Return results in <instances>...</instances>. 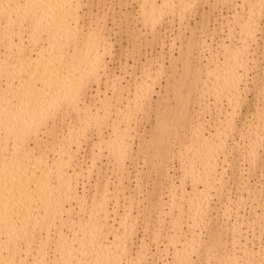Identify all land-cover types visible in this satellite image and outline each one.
<instances>
[{
	"label": "bare ground",
	"instance_id": "1",
	"mask_svg": "<svg viewBox=\"0 0 264 264\" xmlns=\"http://www.w3.org/2000/svg\"><path fill=\"white\" fill-rule=\"evenodd\" d=\"M140 1L142 3L138 10L140 16L138 20L144 27L150 28L151 32L162 24L166 15H173L174 11L177 12L179 9L173 0H165L160 6L155 0ZM178 1L181 3V11L178 15L182 19L185 18L184 15L190 9L193 0H189V3L187 0ZM227 1L223 0V4L224 2L227 4ZM229 3L235 14L232 13L230 22L227 20L229 26L226 36L220 37L218 48L211 57L205 56L206 61L196 65L190 57L194 46L198 48L193 40H189L188 52L181 53L183 73L178 82L175 79L170 80L171 84L167 82L178 106L172 108L165 106L166 112L162 114V119H157L155 125L156 139H152L151 142L148 141L149 139L146 140L150 149L156 147L155 150H150L155 155H165V159L158 163L162 176L173 178V172L172 175L170 173L175 168L173 164L170 166L168 161L173 162L177 159L181 164L179 181H171L172 184L170 182L169 186V181L166 180L167 183L163 185L165 190L168 184L169 190L166 189L170 198L168 203H163L164 192L160 194L153 192L156 195L153 193L149 195V201L153 206L157 203V199L163 203L161 208L163 217H174L176 214L175 218H181V223L176 220L173 228L167 230L165 234L162 231L154 233L153 238L161 239L164 235L170 245L158 249V256L167 255L166 257L164 255L166 261L161 262L162 264H194L196 261L193 260V256L195 254L199 256L204 248L207 249V255L202 253V256L205 255L208 259L210 251L219 250V252L215 251L217 255L213 257L216 264H240L241 260L245 264H264L263 236L260 243L261 235L257 239L256 232L252 229L256 225L264 224L263 203L259 205L261 212L255 209L258 205L251 207L254 209V219L247 223L231 220L233 213L239 214L238 206L237 211L231 207L229 203L231 198L228 199L229 202H225L227 206L222 203L220 206L218 201V206L226 207L220 222H214L209 216V213L217 208V205L212 206L217 203L213 202V197L215 199L220 197L222 201L228 179L231 180L226 170L230 166L232 157L227 163L223 152L228 147V139H234L236 134L240 137L239 140L234 141L233 146V149L239 153L237 157H241L238 158L241 159L239 166L233 165L232 171L235 173H232L235 177L238 174L244 175L245 171L246 174L249 173L248 171L253 173L259 163L261 168L264 167V69L262 75L259 74L260 79L257 76L253 79L258 81H252L253 88L259 93L256 96L257 100L254 99L257 102L255 114L248 121L246 118L247 122L242 124L243 128L236 123V118L241 113L240 108H243L244 103L246 104L247 94L255 90L250 88L252 86H249L247 77L249 71L253 69H250L253 67L252 63L256 61V51L259 50L254 47L258 46L260 29L257 19L263 14L264 0H230ZM82 4L80 0H0V264H47V262L48 264H145L148 259L146 254L149 244L134 247L137 250L132 248L135 242L132 239L137 227L134 223L138 221L135 222L131 217L134 199L128 201V204L130 203L128 207L123 206L128 211L123 210L124 214H120V216L125 215L123 219L121 217L122 220L119 219L120 224L116 219L115 222L113 221V224L118 223L121 231L115 229L118 226L112 227L113 225L110 224V220H113L110 219L112 214L120 218L117 209L120 203L118 199L119 201L121 199L119 195H114V192L111 194L109 186L112 178L102 177L101 166L106 162L103 165V160H100L103 157H98L99 161L96 155L101 151L104 154L102 155L107 157L106 161L109 159L106 166L110 163L112 168L113 166L116 168V171L112 170L114 173H111L115 174V177L119 174L116 178L117 190L120 195L122 193V196H125L123 181L127 171L126 160L133 148L129 135L131 132H136L132 130L133 125L131 126L130 122L132 123L135 112L141 113L146 110L145 106H148L147 102L149 103L148 100L155 90L154 84H157L153 81L156 82L163 74L156 70L158 73L153 75L155 73L153 71L152 81L148 77L153 85L148 84L149 82L145 81L147 79H142L143 83H139L140 85L137 83L138 87L134 88V86V92H131L133 91L130 90L131 80L130 83L128 79L125 80L126 83L124 82L127 74L124 72V78L119 75L122 74V70L127 72L126 64L122 63V66L123 64L125 66L119 74H116L105 62V56H109L111 51L108 43L110 30L107 20L90 19L84 23V20H80L82 16L79 11ZM223 26L226 29V25ZM201 49L204 50V47ZM135 52H131L132 56L130 54L129 56L134 58ZM126 56L129 58L128 55ZM127 57L125 58L128 61ZM159 66L162 68V65L158 64ZM145 71V74L142 73L146 76ZM145 76L144 78H147ZM133 78L132 80L135 81L138 77ZM181 86L187 87L188 90L182 92ZM192 93L197 95L196 112H192L190 101ZM247 110H245L248 112L246 117L250 114L249 108ZM212 111L217 114L215 121L210 123L206 120L205 114H210ZM159 112L162 111L158 109L157 115L160 116ZM69 113L75 115L78 122L73 125L74 128H69L70 133L82 136L76 148L70 144L72 135L71 138L66 136L67 134L59 131L61 129L58 130L55 124L58 117ZM134 121L133 124L137 120ZM174 121L180 122V129L177 130ZM50 122L53 124L51 125ZM91 135L95 136L96 140L95 143H90L88 148L92 154L91 162H86L84 155H80L82 151H80L82 148L80 141L88 139ZM140 138L144 137L140 134ZM179 139H182L181 141L184 139V148L182 146L183 149H178L180 150L178 154H173L177 151H173L174 142L176 143L177 140V144L178 142L180 144ZM143 141H140L141 145ZM140 147L137 148L138 153L134 155L142 153V156L143 152L149 149L145 146L146 149L142 151L144 149L142 146L139 154ZM226 150L232 151L231 146ZM148 153L146 155H149ZM234 153L236 154V152L229 154L235 157ZM132 154L129 160L133 158ZM138 155L135 156L136 159ZM221 156L226 161L221 162L223 160ZM147 158L145 156V160ZM220 163H225L228 167L224 168ZM235 163L237 164L236 161ZM220 165L223 166V171L219 170ZM245 165L248 171L244 169ZM259 173H262L260 176L264 180V169ZM249 176L251 174L246 178ZM92 178L95 180L94 192L88 197V193L82 190L85 187L84 182L88 180L89 184ZM246 178L243 177L241 181ZM82 179L87 180L82 184L80 182ZM162 179L164 182V177ZM80 184L84 185L82 189L79 188ZM162 184L160 182V187ZM259 188L264 193L263 183ZM178 189L182 190L181 196L177 194ZM259 190L255 192H260ZM113 199L115 206L111 209L109 203ZM127 200L124 199L126 203ZM141 213L135 214L134 217L139 218L137 215H142ZM211 219L212 223H215L214 227L212 223L210 224ZM243 225L253 230L252 238L248 234L244 236ZM65 227L71 230L69 233L71 236H66L63 231ZM210 227L212 231L207 234L210 233L208 238L211 243H207L208 240L203 241L204 238H201V233L202 230ZM196 232L199 235L194 237ZM223 232L228 234L227 240L224 237L226 241L223 239ZM255 238L259 240L257 247L253 245ZM156 240L155 243L159 241ZM249 241L252 247L249 246ZM50 249H53L52 258L48 253ZM132 251H136L135 257ZM155 254L157 247L153 259L157 256H154ZM168 255H171L170 262L167 261Z\"/></svg>",
	"mask_w": 264,
	"mask_h": 264
},
{
	"label": "rangeland",
	"instance_id": "2",
	"mask_svg": "<svg viewBox=\"0 0 264 264\" xmlns=\"http://www.w3.org/2000/svg\"><path fill=\"white\" fill-rule=\"evenodd\" d=\"M80 1H81V3L83 2L82 8L79 10L80 11V15L82 16L80 20H84V23H87L88 22L87 20H90V19L91 20H98V19L99 20H102V19L103 20H107V24H109L108 27H109V30H110L109 31V35L110 36H108L110 38L108 39V43L110 44L111 47L109 46V44H108V46L111 48V51L110 50L109 51L112 52V54L109 52L110 55L109 56L108 55L105 56V59H106L105 62L108 64L110 70H112V72H114L116 74H119L120 71L122 70V67L125 66L124 64H126L127 72H126V70H122L121 71L122 74H119V75H122L123 78L126 76L125 77L126 79H124L125 83L128 80H129L128 82L130 83V80H131V83H130L131 88H130V90H133L131 92H134V89H133L134 86H135L134 88L138 87V86H136L137 83H138V85H140L139 83H143L142 79H144V80L147 79L145 81L147 83L149 82L148 84H151L152 77H154L153 76L154 74H157L159 71L161 72V74H163V75H160L161 78L157 79L156 82L153 81L154 83H157V84H154V83L151 84V85L154 84V89L155 90H154V93L151 95L152 97L150 98V100H148L149 103L147 102L148 106H149V104H151L150 107L145 106V108H146V110L144 109L145 113L143 112L144 110L141 113L140 112L139 113L135 112V114L133 115V118H132V123L130 122L131 126L133 125L132 126V130L133 131L136 130V132H131L130 131L131 133L129 135V141L131 140L130 142H132V143H130V144H131V147H133L132 151H131L133 154L130 153V155L132 154L133 158H131L130 160H131V162L133 161V163L130 162V160H129V158H130L129 156L130 155H128L127 156L128 160H126V167H127L126 169H127V171H126L125 179L123 181V183L125 185V190H124L125 191V196H122V193L120 195V193H118V190H117L118 186H116V185H118V181H117L116 178L119 177L118 176L119 174H117L115 172L117 174L116 177H115V174H112V173H114V171H116L115 170L116 168L114 166L112 168L110 163H109L110 167L106 166V164H108L107 161H109V159H107V161H106L107 157L105 158L103 156L104 154L100 150H98V152L100 151V153L96 155L97 159H98V157H103V158H100V160L101 159L103 160V161L101 160L103 165L106 162L104 166H106L107 168L104 167V166H101V163L99 162L100 161L99 159H98L99 160L98 162L96 160L97 164L98 165L100 164L99 166H101V168L104 170V171L102 170V177H104V178H106V177L108 178L109 177V179L112 178L110 180L111 182L115 181L113 183L110 182L109 189H110L111 194H113V192H114V195L115 194L119 195L120 199H121L120 201L118 199V202H120V203H118L119 207L117 209L120 218H118V215H116L117 216V218H116L115 214H112L110 219H113V220H110V224L113 225L112 227H117L118 226V223L117 224H113L115 222V219H116V222H118L119 219H121V217L123 219V217L125 216V215L122 216L124 214V211H126V212L128 211V209L126 208V210H125V208H123V206L124 207H128L127 205H130V203L128 204V201H130L131 199H134V204H136V205L133 204V207H132L133 210L131 209V211H132L131 213L133 215H131V217L133 219H135L134 220L135 222H136V220H138V221L136 223L133 222L135 224V227L137 225V227H136L137 229L135 228L136 232L134 233V236H133V239H132L133 241H135V242H133L135 245L133 244L132 248H134V247L138 248L140 245L142 246L143 244L146 245L145 243L149 244V245H147V247L149 248V249H147V254L148 255L146 254L148 259H147V262L145 261L146 262L145 264H147V263L148 264H160L161 262L163 263L164 261H166L165 257L167 255L164 254L165 257H164V255L158 256V254H159L158 253V249H164L165 246L167 247V246H170V245H169V242L167 241V239L164 237V235L161 237V239H157L159 241L156 242V243L154 242V240H156V239L153 238V237H154V233L156 231H162L165 234L167 232V230L169 231V230H171L173 228L174 222H176V220H178V222H180L181 218L180 219L177 218V217L175 218L176 214H174V217H172V216H164L163 217L164 213H163V211H161V208H162V204L163 203L166 204L167 201L168 202L170 201L169 193L167 191L169 189H167L168 188L167 185L169 184V186H170L173 181L174 182H178L179 181V177L181 178V174H180L181 173V171H180L181 170L180 169L181 164H180V162L177 159L173 160V162L170 160L171 163H170V161L167 160L169 162L170 166L173 164L172 166H174V168L176 169L177 172L174 173L175 169H174V171L172 169V171L170 173V175H172V172H173L174 176L172 175V177H173V178L171 177L172 179L167 178L166 176H162L160 174V171H159V164L158 163L165 159V155H162V154L161 155H155V153L153 151H150V150H152V149H154L156 147L150 149V146H148L147 144L149 142H151L152 139H156V132H155L156 126L155 125H156V123H157V121L159 119H162L161 118L163 116L162 114L164 112H166L164 110L165 106H171V108L178 106V102H177L176 98L173 95L171 87L167 85V82H170V84H171L172 83L171 81H173V79H175L178 82V80L180 79V77H181V75L183 73V70H184L182 68V66H183L182 62L183 61L180 60L182 58V57H180L181 53L182 52L183 53L184 52H188V43L193 40L195 45L198 46L199 49L194 46V49L192 50V55L190 57L192 58V60L195 62L196 65H199L201 62L204 63L206 61L205 58L206 57L207 58L211 57V55L218 48V43L221 40L220 37L221 36L222 37L226 36V32L228 31L227 29H228V26H229L228 23L232 20V17H233V15L235 13H233L234 10L230 6V3H231V2L229 3L230 0L227 1L229 4L228 3L225 4V2L223 4V0H217V1L216 0H193V2L191 1V3H192V5L194 4V6L190 5V7H189L190 9L187 10L186 14L184 15L185 18H182L183 19L182 20L179 17L180 15H178V13H180V11H181V9H180L181 8V6H180L181 3H179L178 0H173L175 2L176 7L178 6L177 8H179V9H177V12L174 11L173 15L170 14L169 16H167V15H166V17L164 16L165 17L164 21L162 20L163 21V22H161L162 24H160V25H158L156 27L155 30H157V31L154 30L155 31V32L153 31L155 33L154 34L153 32H151L152 30H150V28L144 27L142 22L140 20H138V19H140L139 18L140 16L138 14L139 13L138 10H139V6L142 3L140 0H87V1L86 0H80ZM164 1L165 0H155L157 5H159V6ZM181 1H183V0H181ZM184 1H186V0H184ZM187 1L189 3V0H187ZM231 1H235V0H231ZM175 10H176V8H175ZM189 10H190V12H188ZM232 13H233V15H232ZM259 18L260 19H257V20H259V29H260V31L258 33V42H257L258 46H256L258 48L254 47L256 50L259 49V50H257L259 52L256 51V54H257V57L255 56V60L256 61H254L252 63L253 67H250V69L253 68V69H251L252 72H250L251 71L250 70L249 73H248V77H250V78L247 77V79H248L247 81H248L249 86H252L250 88L254 87V82L256 80L258 81V79L254 80L255 77H257V76L259 77L264 72V71L262 72V69H264L263 68V65H264V61H263L264 56L263 55L264 54H262V52H264V10H263L262 16L259 17ZM224 24L226 25V29L223 26ZM213 29L216 30L217 32L214 31ZM211 39L212 40L215 39V40L212 41ZM203 42H204V44H203ZM169 45H172V46H169ZM203 45H205V46H203ZM201 47H204L205 52H203L204 50L201 49ZM134 48L136 49V51L138 50L137 53L135 52ZM131 52H135V54L133 53V57L136 55L134 58L131 57L132 56ZM129 54L131 56H129ZM126 55H128L129 58ZM124 56L127 57L129 62L126 60V58ZM256 58L259 60V62H258V60ZM107 60H108V62H107ZM124 61L127 62V63H125ZM151 62H152V64H151ZM122 63H124L123 66H122ZM158 64L162 65V68L164 69L162 71H165V73L161 71L162 68H161V66H159L160 67L159 68ZM172 64H173V67H172ZM129 65H130V67H129ZM254 66H255V68H254ZM143 68H145V69L143 70ZM260 69H261V71H260ZM147 70H148V72H147ZM144 71L146 72V76L143 75ZM153 71H155V73H153ZM124 72L127 75L123 76ZM152 73H153V75H152ZM147 74H148V76H147ZM142 75H143V78H142ZM144 76L147 77V78H144ZM130 77H132V78L134 77L133 79H135L136 77H138V78H136L135 81H134V80H132V78L130 79ZM139 77H141V78H139ZM148 77H150L151 81L148 80ZM260 77H259V79H260ZM3 79H5V78H2V80ZM125 80H127V81H125ZM139 80H141V82ZM157 81H159V82H157ZM250 81L251 82L254 81V82L251 83ZM253 89H255V88H253ZM186 90H188L187 87L181 86V91L182 92H186ZM254 91L256 92V89ZM254 91L252 90L251 92H249V94H247L248 97L246 96V98H247L246 99V104L244 103V105H242L243 108H240L241 113L236 118V123H238V126L240 128H243L242 124L247 122L249 118L251 119V117L256 112V110H255L256 109V105H257L256 100L258 98L256 96H258L259 93L257 91L256 92L257 94H255ZM255 98H256V100H254ZM196 100H197L196 93H192L191 97H190L191 106H192V112H196L198 110V104H197ZM159 102H160V105L158 106ZM246 108L247 109L249 108V113H250L249 116H247V117H246V115H248V112H246V111H248V110ZM158 109H160L162 111V112H159L160 116L157 115ZM136 113H137V115H136ZM215 114H217V112L215 113V111H212L210 114L206 113L205 114L206 120L210 121V123L211 122L213 123V121H215V119H216V115ZM135 115H136V117H135ZM156 115L159 116V117H157ZM246 118H247V121H245ZM59 119H60V121H59ZM135 119L137 121H136V123L133 124V121ZM171 119H172V115H171ZM55 122H56L55 124L57 126V129L58 130L61 129L59 131L64 132L65 134H67L66 136H68V137H70L72 135L70 133V131H71L70 129L74 128L73 125L78 123L75 115H73L72 113H69L66 116H62L61 115L60 117H58L56 119ZM174 122L176 124L177 130L180 129V127H181L180 122L179 121H174ZM50 124L52 125L53 122L52 123L50 122ZM50 124H48V127H49ZM240 125H242V126H240ZM43 129H46V128L43 127ZM139 133L141 134V137L143 136L145 138V139L143 138L144 141H143L142 138H140V134ZM68 134H70V135H68ZM132 134H134V136ZM138 134H139V138L140 139L137 137ZM237 135L238 134H236L235 137H234L235 140L230 138V140L228 139V142H227L230 145L228 144L227 145L228 147L226 149H229L230 146H231L232 151L228 150L229 151L228 152L226 149H224V151H223V152H225L224 156H225L226 160L228 161L227 163H229V161H230V159L232 157L231 161H233L235 159L237 164L235 163V161H233L234 164H233V162L231 163V161H230V166L228 167L225 163L224 164L220 163V164H223L224 168L226 166L228 167L227 170L226 169L225 170L227 172V176L231 180L228 179V182H227L228 185L225 187V190H224L225 195L222 194V195H224V197L221 196V197H223L222 201H221L220 197L216 196L217 199H215L213 197V202L215 203V201H216L217 203L212 204V206L214 205L213 207H215L217 205L216 206L217 208H215L216 210L214 209L215 211L213 210L212 212H210L209 216L216 223L220 222L221 218H223L224 209L226 210V207L223 208V205H222V207H220V206H221V203L224 204V206H227V205H225L226 201L229 202L231 200L229 203L232 205L231 207H234L233 208L234 211L235 210L237 211V209H236L237 206L239 207L238 208V210H239L238 213L239 214L237 215V213H233V216L231 218V220L234 221L236 219L239 222H246L247 223L248 221H252L254 219V213H253L254 209L251 208L252 206L256 207V205H258L259 209H257L258 207H256L255 209L258 210L259 212H261L260 210H262L261 206H259V205H261L263 203L262 207H264V200L262 201V199L264 198V193L259 190V189H261V188H259V187H261V183L264 184V180H262V177L260 176V174L262 175V173H259V172H262L264 167L261 168L260 167L261 164L259 163V165L257 166L256 170L253 171V173H252V171L250 172V171L247 170V167L245 165L244 169L247 170L251 174V176L247 177L248 179L246 178V176H248L250 174L249 173L246 174L247 173L246 171H245L246 173L244 172V175H242V176L239 175V174L237 176L235 174L236 175V177H235L234 174H233V173H235V172L232 171V169L234 170L233 165L239 166L238 163L241 162V159H238L240 156L237 157V154L239 155V153H237L238 151L233 149L234 148L233 146L235 144L234 141L239 140V138H240L239 135H238V137H237ZM81 137L82 136H77L76 134L72 135V142L70 144L73 145L72 146L73 148H76L77 146H79L78 145V141H79V139ZM70 138H69V140H71ZM89 138L86 139V140L82 139L80 141V146L82 145V148L80 149V151L82 150L80 152V155L81 156L84 155L83 157H85L84 160H86V162H91L90 159L92 158V156H91L92 154L90 153L91 151L88 148H90V145L93 144V142L95 143V140H96L95 136H92V135L89 136ZM92 139H93V141H92ZM133 139H134V141H132ZM184 139H183V141H184ZM146 140H148L149 142L146 141ZM181 140L182 139H179L178 141H181ZM231 140H233V141L231 142ZM86 141H87V143H86ZM140 141H143L144 143L146 141V145H144V143L141 145ZM183 141H181L180 144L178 142L179 145L177 144V140H176V143L174 142L175 145L173 147H174L175 150H173V151H176V150L177 151L173 152V154L179 152L180 150H182L184 148L185 144H183V143L185 141L184 142ZM155 143H157V140L155 141ZM132 144H133V146H132ZM142 146H143L144 149H142ZM145 146L149 147V149L145 150L146 149ZM182 146H183V148H182ZM139 147H140L139 154L141 153L140 151L142 149V151L145 150L143 152L144 154L146 153V151H148V152L150 151L149 153L147 152L149 155H146L147 153L145 155L143 154L142 156H141L142 153L140 155L137 154L138 157L136 159L135 156H137V155H134V154L138 153V151H137L138 149L137 148H139ZM180 148H182V149H180ZM178 149H180V150H178ZM83 150H84V152H83ZM133 150H136L137 152L136 151L133 152ZM230 152H236V154L235 153L234 154H235V157L237 159L234 157V155L233 156L231 155L233 153L229 154ZM150 153H151V155H150ZM100 154H101V156H100ZM177 154H175V155H177ZM228 154L230 155V158H229ZM145 156H146V158H147V156H149V157L145 160ZM222 156H221V158H222ZM224 160L225 159H223L221 162H223ZM241 164L242 163H240V165ZM242 165H244V164H242ZM223 166L220 165L219 166V170H222ZM228 169H230L231 173L229 172ZM112 170H114V171L112 172ZM110 173H111V175H110ZM104 174H107V176H103ZM113 175H114V177H113ZM160 176H162V177H160ZM258 176H260V177H258ZM163 177H164V182L162 181ZM240 177L246 178L245 180L243 179L244 182L241 181L242 178H240ZM259 178H261V179H259ZM168 179H170V180H168ZM86 180L82 179V181H80V182L82 183L83 181H86ZM166 180H167V182L168 181L169 182L166 185V189L167 190L166 189L164 190L163 188L165 186H163V185H165L167 183ZM246 180H247V182H245ZM90 181H89L90 182L89 184L87 183L88 180H87L86 183L84 182L85 187H83V190H82L83 192H86V194L88 193V197L90 195H92L91 193L94 192V190H93L94 186L93 185L95 184V182L93 183V181H95V180H94V178H92V180H90ZM160 182L163 183L161 187H160ZM170 182H171V184H170ZM90 184H91V187H90ZM84 185L80 184L79 188L82 189V186H84ZM254 187H257V189L260 192L256 193L255 191H258V190L255 189ZM81 189H79L80 192H81ZM87 191H89V192H87ZM227 191L229 193H231V194H229ZM153 192H155L156 194H158V192H159V194L161 192L162 193L164 192L162 194L163 203L160 202L157 199V203L155 204V206H153V204H151V201H149V197L152 195ZM155 193H153V194H155ZM253 193H254V195H253ZM262 193H263V195H261ZM177 194L179 196H181L182 190L178 189ZM166 195L168 197H166ZM250 195L252 197H250ZM254 196H255V199H253ZM259 196H260L261 200H260ZM229 198H231V199H229ZM249 198L252 199V200H250ZM257 198H258V200H257ZM124 199L125 200L128 199L127 203H126V201H124ZM228 199H229V201H228ZM123 201H124V203H123ZM218 201H220V206H218V204H219ZM110 202L111 203H109V207L113 208V206H115L114 199L111 200ZM255 202H256V204H255ZM257 202H259V203L257 204ZM120 206H121V208H120ZM134 207H136V208H134ZM220 208H221V210H220ZM251 209H253V210H251ZM137 210H139V211L137 212ZM216 211H218V213ZM136 212L137 213L142 212L141 213L142 215L138 214L137 216L139 218H137V217L135 218L134 216H135V214H137ZM120 214H122V215L120 216ZM112 216H115V217L113 218ZM245 217H247V218H245ZM212 219H211L210 224L213 221ZM121 220L119 221V224H120ZM129 220H130V218H129ZM131 221H133V220H131ZM183 221L185 222V220H183ZM210 224H209V226H210ZM213 224H215V223L211 224L212 227L215 226ZM118 227L115 228V229L121 231L120 227H119V229H118ZM183 227H185V225ZM65 228H63V231H65L66 236H71V234H69V233H71V230L67 229V228L65 229ZM243 228L245 230V232H243L244 236H246V234H248V236L252 238L253 234L251 232H253V230H254V232H256L255 234H256V238L257 239H259L258 236L261 235L260 239H259L260 243L262 242V240H261L262 236H263L262 239L264 240V224H260V226L256 225L255 228H252L253 230L252 229L250 230V228L248 226H246V225H243ZM204 230H202L203 231L202 233L200 231H198L199 233H201V238L205 239V240L203 239V241L208 240L207 243H211L210 240H209L210 238H208L210 233L209 234H207V233L210 230L212 231V228L210 227L207 230L205 228ZM223 234L224 235H222V236H223V239L225 240V238L228 237V234H225V232H223ZM194 235L193 236L196 237V235H199V234L196 232V234H194ZM256 238H255V243L253 244L255 247H257L258 244H259L258 243L259 240H256ZM226 240H227V238H226ZM244 241L245 240H243V242ZM206 245L209 246V244H206ZM251 245H250V241H249V246L252 247L253 245L252 246ZM156 247H157V254H155L154 256H156V255L157 256L154 257V259H153V254L156 253ZM137 248L136 249L134 248V250H137ZM52 250L53 249H50L49 252H48L50 254V256H49L50 258H52L51 257ZM203 250H205V251L203 252ZM215 251L219 252V250H217V249H214V251L213 250L210 251L211 254L208 255V257H209V259H208L205 256V255H207L206 254L207 253V249H205V248L202 249L201 254H199V256H197L196 254H195L196 256L195 255L193 256V260L196 261V262H194V264H216L215 258L213 259V257H216V255H217V253ZM132 252H133L132 254L135 257L136 251L135 252L132 251ZM202 253L205 254V255L202 256ZM171 255H168V259L166 258L168 262H170ZM172 257H173V255H172ZM171 261H172V259H171ZM123 263H124V260H123ZM242 263L245 264L241 260L240 264H242ZM47 264H48V262H47Z\"/></svg>",
	"mask_w": 264,
	"mask_h": 264
}]
</instances>
